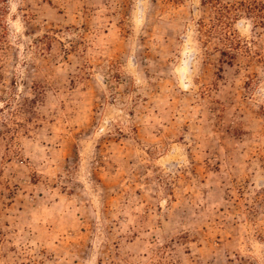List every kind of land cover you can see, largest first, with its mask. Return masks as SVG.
<instances>
[{"label":"rangeland","instance_id":"1","mask_svg":"<svg viewBox=\"0 0 264 264\" xmlns=\"http://www.w3.org/2000/svg\"><path fill=\"white\" fill-rule=\"evenodd\" d=\"M218 21L0 0V264H264V28Z\"/></svg>","mask_w":264,"mask_h":264},{"label":"trees","instance_id":"2","mask_svg":"<svg viewBox=\"0 0 264 264\" xmlns=\"http://www.w3.org/2000/svg\"><path fill=\"white\" fill-rule=\"evenodd\" d=\"M207 6H211L215 15L219 16V36L221 37L222 44L230 50L236 49L235 46H239V43H235L231 32L232 24L244 16L249 20H252L256 27L264 28V0H205ZM199 26L204 30L203 22L199 23ZM217 28L218 26L215 25ZM218 29V28H217ZM216 30V29H215ZM3 36H0V43ZM236 44V45H235ZM230 50L220 51L222 57L234 58V55ZM2 75L0 74V80ZM29 101L26 100L25 103ZM7 104H10L8 102Z\"/></svg>","mask_w":264,"mask_h":264}]
</instances>
